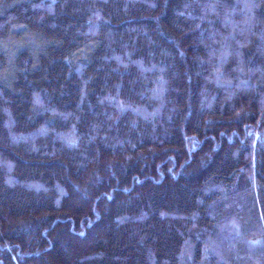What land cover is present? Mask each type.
Masks as SVG:
<instances>
[{"label": "trees", "instance_id": "obj_1", "mask_svg": "<svg viewBox=\"0 0 264 264\" xmlns=\"http://www.w3.org/2000/svg\"><path fill=\"white\" fill-rule=\"evenodd\" d=\"M0 264H264V0H0Z\"/></svg>", "mask_w": 264, "mask_h": 264}]
</instances>
